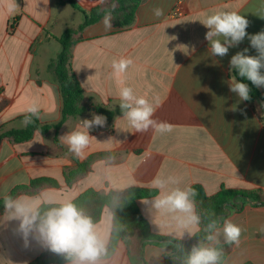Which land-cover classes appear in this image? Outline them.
<instances>
[{
    "label": "crops",
    "instance_id": "crops-1",
    "mask_svg": "<svg viewBox=\"0 0 264 264\" xmlns=\"http://www.w3.org/2000/svg\"><path fill=\"white\" fill-rule=\"evenodd\" d=\"M73 1L87 11L110 0ZM16 3L19 7L9 12L8 0H0V131L25 129L20 117L33 102L40 108L41 124L61 121L63 98L49 64L62 49L56 38L85 18L79 9L69 3L59 5L57 0ZM156 7L164 9L163 16L153 15ZM219 11L244 15L250 22L249 34L264 31V19L256 15L264 12V0H143L130 27L120 28L112 19L113 27L106 31L101 19L85 28L72 47L71 60V70L83 89L84 111L68 117L57 133L36 132L26 142H0V201L15 187L41 177L57 180L59 187L39 193L58 199H76L88 190L108 194L131 187L154 189L153 179L167 176L177 177L180 187L202 186L208 196L221 188L264 194L260 120L264 103L239 101L229 90L234 77L231 57L245 48L249 55L257 53L245 38L222 58L210 55L205 39L208 29L201 22ZM121 57L133 61L123 77L124 85L117 83L112 69L113 60ZM121 86L132 87L152 102L153 118L170 123L172 132H135L123 114L116 113L104 127L89 130L96 140L77 157L60 137L79 129L80 121L92 119L93 114L101 115L98 107L116 111ZM258 90L264 100V87ZM109 138L112 141L106 142ZM108 155L115 160L107 161ZM84 163L90 165V172L67 184L65 172ZM138 206L156 235L187 241L197 233L152 209L151 198L139 200ZM228 218L244 231L239 246L232 245L222 264H264V206L246 205ZM17 226L18 221L9 220L5 210L0 214V264H29L46 250L35 240L25 247ZM112 226L113 215L106 207L97 228L108 241ZM218 244H225L222 237ZM170 252L169 247L147 244L146 263L165 264ZM109 264H130L123 241L118 242Z\"/></svg>",
    "mask_w": 264,
    "mask_h": 264
},
{
    "label": "clouds",
    "instance_id": "clouds-1",
    "mask_svg": "<svg viewBox=\"0 0 264 264\" xmlns=\"http://www.w3.org/2000/svg\"><path fill=\"white\" fill-rule=\"evenodd\" d=\"M19 5L16 0H8V11H14ZM106 10L102 24L106 31L113 27V11ZM157 18L164 15V9L156 7L152 10ZM264 19V12L257 13ZM208 31L205 39L209 43V53L213 57H224L229 49L237 47L247 38L256 55H249L245 48L236 52L230 59V67L238 77L229 81V90L235 93L239 101L251 99V88L244 80L257 88L264 87V31L249 34L246 29L249 20L236 11H219L208 15L201 22ZM133 61L121 57L113 60V75L119 85H124V75ZM119 107L130 128L139 133H147L150 129L160 134L170 133L173 126L166 121L154 119L155 108L144 96H138L132 87L119 88ZM235 110V106L233 107ZM40 118V108L33 102L26 108L23 123L32 124ZM107 118L93 114L92 119L80 121L79 129L72 130L60 137L67 144L69 151L77 157L81 156L95 139L89 135L93 127H104ZM96 140V139H95ZM109 138L106 142H111ZM114 161L113 155L106 157ZM155 195L151 197V208L157 212L169 214L171 219L183 229L200 230L201 215L197 211L196 197L198 192L191 186L180 187V180L174 176L157 177L152 181ZM169 185H176L169 187ZM6 216L9 220L18 221L16 231L20 234L25 247L35 240L48 251L64 258L66 264H109L115 259V250L108 239L97 228V221L80 206L75 199H58L54 195L43 192L36 196H13L3 198ZM122 205L117 200L115 207ZM213 219L206 225L207 235L204 240L192 246L186 254L183 264H221L222 249L211 246L218 244L220 237L227 245L239 246L242 232L239 225L230 218L210 213Z\"/></svg>",
    "mask_w": 264,
    "mask_h": 264
},
{
    "label": "trees",
    "instance_id": "trees-1",
    "mask_svg": "<svg viewBox=\"0 0 264 264\" xmlns=\"http://www.w3.org/2000/svg\"><path fill=\"white\" fill-rule=\"evenodd\" d=\"M143 0H111L104 6H96L90 10H82L73 0H57L59 5L69 3L74 8L79 9L84 14V21L77 28L67 29L60 37L56 38L61 44V51L58 56L49 64L51 70L60 85V92L63 98L62 119L57 124L43 125L39 119H34L32 124L26 126L22 130L0 131V142L3 139H9L12 142L20 143L32 139L36 132L47 135L51 131L58 132L63 122L68 117L78 116L83 113V89L71 70L72 47L74 43L81 39V34L88 26L99 22L103 19L106 10H111L115 4L113 11L114 24L120 28L130 27L135 23L136 12ZM78 36V37H77ZM232 74L238 80L235 70ZM251 88V99L247 102L253 105L256 101H262L260 92L251 82L244 80ZM98 112L110 121L114 114H123L120 107L116 111L104 108H97ZM26 115V114H25ZM25 115L20 119L24 120ZM260 120L264 127V113ZM91 170L88 163L79 164L75 169L65 172L64 179L67 184H72L77 180L85 177ZM59 183L57 180L41 177L32 179L29 185H20L15 187L9 195H36L46 188H57ZM198 192L196 197L197 211L201 215L200 230L191 240H178L171 237H164L154 234L151 231L149 222L142 215L138 201L154 196L155 189L131 187L121 192H110L101 194L93 190H88L76 198V202L82 206L85 211L90 214L97 222L100 221L104 208H109L113 215V226L111 237L109 240L112 249L116 250L118 242H124L129 257L130 264H147L145 260V247L147 244H154L161 247H169L171 252L165 256V264H183V260L190 251L191 247L198 242H207L204 237L207 233L204 231L206 225L212 217L210 213L214 211L217 216L228 217L233 213L240 212L246 205L264 206V194L261 190H234L221 188V190L212 196H208L202 186H194ZM117 200L122 205L115 207ZM3 200L0 201V214L4 212ZM222 249L221 264L227 259L232 245L218 244L215 246ZM66 261L63 257L54 254L47 249L36 257L29 264H64ZM251 264V263H246Z\"/></svg>",
    "mask_w": 264,
    "mask_h": 264
},
{
    "label": "water",
    "instance_id": "water-1",
    "mask_svg": "<svg viewBox=\"0 0 264 264\" xmlns=\"http://www.w3.org/2000/svg\"><path fill=\"white\" fill-rule=\"evenodd\" d=\"M92 110H94V111H95V110H96V108H95V107H93V108H92Z\"/></svg>",
    "mask_w": 264,
    "mask_h": 264
},
{
    "label": "rangeland",
    "instance_id": "rangeland-1",
    "mask_svg": "<svg viewBox=\"0 0 264 264\" xmlns=\"http://www.w3.org/2000/svg\"><path fill=\"white\" fill-rule=\"evenodd\" d=\"M111 1V0H110Z\"/></svg>",
    "mask_w": 264,
    "mask_h": 264
}]
</instances>
